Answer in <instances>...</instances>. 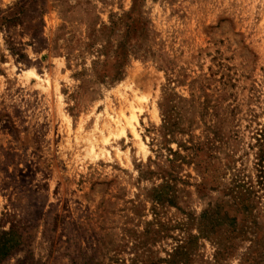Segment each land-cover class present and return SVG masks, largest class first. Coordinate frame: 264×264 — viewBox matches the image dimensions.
Segmentation results:
<instances>
[{
    "label": "rangeland",
    "instance_id": "1",
    "mask_svg": "<svg viewBox=\"0 0 264 264\" xmlns=\"http://www.w3.org/2000/svg\"><path fill=\"white\" fill-rule=\"evenodd\" d=\"M264 0H0V264H264Z\"/></svg>",
    "mask_w": 264,
    "mask_h": 264
},
{
    "label": "trees",
    "instance_id": "2",
    "mask_svg": "<svg viewBox=\"0 0 264 264\" xmlns=\"http://www.w3.org/2000/svg\"><path fill=\"white\" fill-rule=\"evenodd\" d=\"M264 160V159H263ZM12 224L8 230L0 235V260L6 257L13 249L20 244V235Z\"/></svg>",
    "mask_w": 264,
    "mask_h": 264
}]
</instances>
